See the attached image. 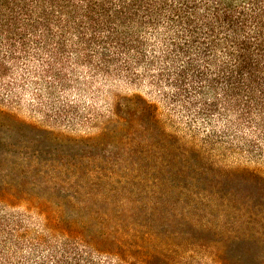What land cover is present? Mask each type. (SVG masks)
Listing matches in <instances>:
<instances>
[{"label": "trees", "instance_id": "1", "mask_svg": "<svg viewBox=\"0 0 264 264\" xmlns=\"http://www.w3.org/2000/svg\"><path fill=\"white\" fill-rule=\"evenodd\" d=\"M100 82L148 86L188 118L190 143L166 132L152 100L113 114L183 160L155 171L146 200L105 202L106 249L67 232L29 241L21 217L0 208V264H228L222 245L264 249V178L204 160L264 152V0H0V99L30 92L51 106L61 93L94 96ZM193 123L207 125L203 141ZM234 186L250 193H224Z\"/></svg>", "mask_w": 264, "mask_h": 264}, {"label": "rangeland", "instance_id": "2", "mask_svg": "<svg viewBox=\"0 0 264 264\" xmlns=\"http://www.w3.org/2000/svg\"><path fill=\"white\" fill-rule=\"evenodd\" d=\"M97 84L99 92L94 96L87 93L80 100L73 92L61 93L60 101L51 106L40 103L30 92L24 93L20 102L0 99V200L10 204L0 208L10 216L21 217L29 241L60 240L67 232L106 249L102 246L106 227L100 219L108 211L105 202L146 200L151 191L140 190L151 189L155 171L166 170L165 164L174 158L178 161L171 168L183 160L178 153L170 151L167 155L149 148L138 134V124L123 126L113 116L116 112L124 116L119 106L128 108L127 101L137 114V96L152 100L159 107L166 132L178 140L192 141L188 118L182 119L157 91L124 83ZM206 126L193 123L199 142L204 140ZM139 145L146 153H140ZM204 160L215 162L219 169L248 170L264 178V152L211 151ZM249 191L234 186L226 187L224 193L235 192L244 198ZM46 216L51 217L50 223L45 222ZM46 226L60 232L52 233ZM111 226L107 225L109 229ZM218 251L228 264H253L254 257L264 258V249L249 245L232 243ZM239 255L243 259L237 263Z\"/></svg>", "mask_w": 264, "mask_h": 264}]
</instances>
